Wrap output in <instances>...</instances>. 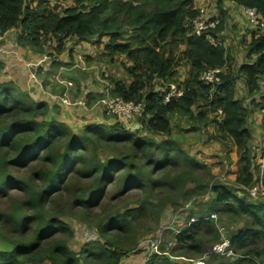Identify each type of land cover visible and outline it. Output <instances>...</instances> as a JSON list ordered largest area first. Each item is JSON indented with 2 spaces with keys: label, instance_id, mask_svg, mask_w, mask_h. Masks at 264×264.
Wrapping results in <instances>:
<instances>
[{
  "label": "trees",
  "instance_id": "obj_1",
  "mask_svg": "<svg viewBox=\"0 0 264 264\" xmlns=\"http://www.w3.org/2000/svg\"><path fill=\"white\" fill-rule=\"evenodd\" d=\"M229 1L255 8L264 19V0ZM28 3L0 0V35L18 29L20 47L41 50L51 39L58 52L66 38L77 43L109 38L100 57H124L132 64L124 67L130 83L112 80L111 96L142 103L144 110L136 117L139 129L90 124L75 133L49 117L47 103L35 102L12 83L0 84V264H119L140 253L139 238L152 231L149 224L163 221L168 208H183L182 202L195 194L189 187L193 173L208 171L172 138L170 121L176 117L193 130L198 124L216 125L212 138L235 148L239 171L233 183L217 181L209 187L213 199L207 212L189 217L196 210L189 209L186 220L198 221L178 235L167 233L170 251L161 247L169 255H154L148 264H174L175 258L264 264V202H258L264 199L247 196L259 172L252 171L249 110L235 98L234 85L243 83L250 98L261 95L264 36L251 32L241 78L222 71L220 82L206 87L200 75L225 69L231 58L220 43L192 35L189 22L198 15L194 0H95L90 7L76 1V7L61 12L46 9V0H37L33 8ZM222 23L210 37L223 31ZM124 32L131 39H123ZM180 64L189 67L182 96L164 105L168 86L155 92L153 82L180 85L175 78ZM261 100L256 106L264 110ZM196 105L204 110L194 114ZM107 152L112 156L103 160ZM212 214L239 226L228 237L231 258L205 257V249L220 241L214 221L204 220ZM74 225L93 230L100 241L70 249Z\"/></svg>",
  "mask_w": 264,
  "mask_h": 264
},
{
  "label": "rangeland",
  "instance_id": "obj_2",
  "mask_svg": "<svg viewBox=\"0 0 264 264\" xmlns=\"http://www.w3.org/2000/svg\"><path fill=\"white\" fill-rule=\"evenodd\" d=\"M46 1H47L46 6H44L46 9H50L56 12H61L64 9L70 7L71 8L76 7V1H80L81 5L83 6H89L92 5V3L95 0H46ZM28 2H29L28 5L30 4V8H33L37 5V0H28ZM214 3H216V0ZM208 7L206 8V10H210L211 8H215L216 6L210 5V8ZM221 20H223L222 25L224 26V29L222 26L223 31H221V33H223L224 31L225 32L220 37H218V35L221 33L216 35V38L218 39L217 42L219 41L221 43L222 47L224 48L225 51L229 53L231 58L230 62L226 65L225 69L222 68V70L225 71V73L227 71H230L232 75L236 77H240L238 71L240 69V66L245 63L247 57L246 47L249 43V32L243 29L245 22L243 23L242 22L243 20H240L239 18L237 19V23L231 21L229 25L228 22L224 21V18L220 19V24H221ZM122 37L123 39L129 40L131 39V34L124 32ZM108 39L109 38L105 37L101 43H98L96 39H93L90 43L77 44L74 39L66 38L63 39V43H62L63 48L62 51L59 52L56 49L58 47L56 46V44L58 43L55 40L47 39V41H49L48 42L49 44L47 43V46L45 45L46 42H43L44 44L42 45L41 50H44V47L46 46L45 49L52 52L51 53L52 58L50 60V63L57 61L56 56L61 52L63 53L64 56L67 55V61L70 62L67 64L68 65L67 66L63 62L59 61V63H56V65L58 66L53 71L50 69V76L53 77L57 86H55L51 90H48L47 95L58 97L64 93H67L69 97L71 98L74 97L75 99L79 95H82L83 91L89 92L90 89L86 84L91 82L93 74L94 75L97 74L99 78L101 76L104 80L108 82L110 81V79L119 80L123 82L130 80L129 79L130 77L128 78V76L126 75L123 66L125 65L127 67H132V64L128 62L124 57H114L113 61L100 57L102 47L104 48V44H107ZM76 47L79 49L80 52L79 53L74 52L73 55V51ZM182 48L183 47L181 48L179 47L180 50H182ZM41 50L35 49L34 51L36 53H41ZM82 53L84 56L82 55ZM60 59H62V57ZM74 60H76V62H74ZM178 68H180V71L184 70L185 71L184 73L187 74L186 71L187 67L183 66V64H180ZM34 71L35 69H33L32 72ZM69 74H71L72 78H65ZM34 78H35L34 82L35 83L38 82L41 85L38 78L36 76H34ZM75 79H83L82 80L83 83L82 84L78 83L76 89L72 87L71 84L72 81H74ZM6 83H11V81ZM0 84H5V83L0 81ZM153 85L155 87L154 91L156 92L158 90L165 89L168 84L167 85L162 84L160 81L157 80L153 82ZM234 85H235V98L237 100H241L242 104L250 110V116H249L250 119H248V127L251 131L252 139L250 144H248V146L253 161V167L256 166L258 169V164L260 163L258 156L264 153V123H263L264 110H262L260 106L254 107V105H252L251 102L254 101L255 104H259L260 102H262L261 98L264 97V89H262L261 95L259 93V96H257L256 98H250L246 93L243 83H240L239 81L237 83H234ZM51 103L52 102L49 101L47 105L50 106ZM51 106H52L51 112L48 113L49 117L51 119L54 118L56 120H60L66 123L62 119L63 117L61 118L58 117L60 115L61 110L55 106V103H52ZM192 110L193 113L196 114L200 111H203L204 108L201 105H196ZM104 116H105L104 119H107V116L105 114ZM208 119L213 120V117L211 118V115H208ZM79 120L84 122L88 120V118H86L85 116L84 118L79 117ZM220 120L221 118L218 121ZM170 125L172 129L171 130L172 138H175L179 142L180 146L189 155V157H191L192 160H195L199 164H204L208 170L206 171L205 174L193 173V180L195 181H193L192 184L189 185V187L195 191V194L192 195L187 200H185L184 202H182L184 204L183 208L188 207V209H196L195 211H190L191 215L188 214L189 217H193L195 216V213L198 211L207 212L210 202L213 199V195L212 192L209 191V187L214 182L223 181V182L233 183V180L235 179V175L237 171H239L238 159L235 154V148L232 147L228 142L222 143L221 141H217L212 138V136L215 135L216 125L198 124L195 125L197 128L193 130L190 129V127L187 125L185 119L177 118V117L173 118L170 121ZM125 129H129V128L126 127ZM73 131L75 133H79V131L81 130L73 129ZM162 139L163 138L161 137L157 138V140H162ZM107 153L108 154H104L103 156H101L103 160L112 156L111 152H107ZM253 167H252V171L258 173L257 169L254 170ZM245 195L246 193H243L240 196H245ZM258 202L259 203L264 202V200ZM169 211H170L169 208L165 210L166 215L170 213ZM215 216H216V221H214L215 225L219 227L224 226L225 234L227 237H229L231 233H234L235 230L238 229L239 226L235 225L237 223H231L224 217H221L222 221L220 222L219 217L216 214ZM166 219L167 218H164L163 221H160V223L157 226H155L154 224H149L152 231L141 236L139 238V242L142 239H144L146 236H150L152 233L158 232L161 226L163 227L164 225L167 224ZM74 224L83 225L88 228L94 229V227L86 225L81 221H75ZM73 227H74V231L76 232V225H74ZM170 235L171 234H167L166 236L165 234L163 238V244H164L163 247H165L166 245L168 249L170 247L167 240L170 237ZM77 236H79V240L77 239ZM77 236L75 234V244L74 245L73 243L70 244L71 245L70 249L72 250H75L80 245V243H82L80 241L81 236L78 233V231H77ZM0 245H1V241H0ZM214 245L205 249V252L206 250L212 248ZM170 246L172 247V244ZM163 247L160 248L159 255L168 256L169 255L168 252L170 251V249L168 250V252L167 251L163 252L162 249ZM174 260H175L173 262L174 264L176 263L192 264L193 262L197 261L196 259L184 260L178 258H175ZM177 260H182V262H176ZM201 262L205 264L206 259L204 258V260Z\"/></svg>",
  "mask_w": 264,
  "mask_h": 264
},
{
  "label": "built area",
  "instance_id": "obj_3",
  "mask_svg": "<svg viewBox=\"0 0 264 264\" xmlns=\"http://www.w3.org/2000/svg\"><path fill=\"white\" fill-rule=\"evenodd\" d=\"M197 11L198 15L189 22V26L192 29V35L195 37L204 36L206 39H208L210 37V32L215 30L220 25V19L219 17L209 16L204 8H200ZM240 11L245 19L246 27L254 33L264 36V19L261 17L260 13L255 8L249 7H240ZM7 54L8 52L3 46L0 45V56ZM222 71V69H211L204 71L200 75L199 81L203 86L214 87L220 82ZM6 73L8 72L0 69V81L3 83L10 82ZM33 75L34 74H30L28 78L29 86L31 87L36 85L39 88L37 82H34L35 75ZM167 86V93L163 97L164 105L169 103L171 99L182 96L183 93V88L177 84H169ZM89 95L90 93L88 91H83L82 95H79L74 99L69 97L67 93H64L58 97L50 96L45 93L44 96L46 101L43 100L42 102L49 103V101H51L52 103H55V106L61 110V117L67 115L72 121L74 129L79 130H82L86 125L93 123L97 125L105 124L107 126L122 125L124 128L127 127L132 130V124L135 123L136 117L141 116L144 110L143 104L139 102L125 101L122 98L112 97L109 95H104L97 98L90 97ZM52 103L50 104V107H52ZM97 107L103 111V113L107 116V119H101L96 122L90 121L89 119L84 122L79 120V117L84 118L88 111ZM258 172V180L255 181V183L249 189H247V196L249 199H264V155H262L260 158ZM188 210V207H185L178 209L177 211H169L170 213L165 216V218H167V224L163 227L161 226L155 236H146L139 242L138 250L140 253H132L126 256L123 259L128 258L127 262H120L119 264H148L152 256L159 254V250L163 245V238L165 234L170 232L174 235H178L181 232L187 230L191 224L198 221L196 218H191L188 221L186 220V213ZM209 219L216 221L215 214H212ZM217 228L220 241L205 252V257L209 255L224 257L226 259L233 257V252L230 248V241L225 234V228L223 226H218ZM77 231L81 236L80 241L82 243L80 244L92 241H100L98 235L94 233L93 230L87 229L83 226H77L76 235ZM138 255H141L142 257L140 262L136 263L129 258L131 256L135 257ZM201 261L198 260L192 264H203Z\"/></svg>",
  "mask_w": 264,
  "mask_h": 264
},
{
  "label": "crops",
  "instance_id": "obj_4",
  "mask_svg": "<svg viewBox=\"0 0 264 264\" xmlns=\"http://www.w3.org/2000/svg\"><path fill=\"white\" fill-rule=\"evenodd\" d=\"M214 2H215V0H194V7L197 10L200 8H205V10H206V8L208 6H209L208 8H210V5H215L216 6L215 8H211L210 10H206V13L209 16L219 17L220 19L224 18V21L228 22V25L230 24L231 21H233L234 23H237L238 18L240 20H243L242 21L243 23L245 22V19L242 16V13L240 11V7L237 6L236 4L230 2L229 0H216V3H214ZM243 29H245L249 32V42H250V37H251L250 32H252V33H254V32L249 30L246 27V22L244 23ZM224 32L219 34L218 37L222 36L224 34ZM18 33H19L18 29H12V30L0 35V45L3 46L4 49L8 52L7 55L0 56V69L5 71V72H8V73H6V75L8 76L9 81H11V83L13 82L12 84L18 86L22 91L28 93L32 100H34L35 102H42L43 100L46 101L44 94L47 93L48 90H51L52 88L57 86L53 77L50 76V69L53 71L58 66V65H56V63H59V61L63 62L65 65H67L70 62L67 61V55L64 56L63 53L61 52L62 54L61 53L57 54V56H56L57 61L52 62L53 63V65H52V63H50V60L52 58V56H51L52 52L45 49L47 46V43L49 41L46 42V44H45L46 46L44 47V51L42 53H36L34 50H32L30 48H27V47L23 48V47H20L19 45H17V43L15 42V39H16ZM217 40H218L217 38L216 39H213L212 37L208 38V41L212 44L220 43L219 41L217 42ZM42 44H44V43H42ZM77 44H80V43H77ZM83 44H86V43H83ZM57 45L58 44H56V46ZM105 45L106 44H104V46ZM102 50H104L103 47H102ZM102 50H101V53L103 52ZM74 52L79 53L80 51L76 47L73 51V55H74ZM82 55H83V53H82ZM61 57H62V59H60ZM74 62H76V60H74ZM124 67L125 68H131V67H127L124 65L123 69H124ZM185 67H187V66H185ZM33 69H35L34 72H32ZM188 70H189V67H187V70H186L187 74H186V73H184L185 72L184 70L180 71V68H178V67L175 69V71L177 72V76L175 78L179 82L180 87L183 86L181 84H183L185 82V80L187 79ZM182 72H183V75H182ZM31 73L34 74L38 78V80L40 81L41 86L37 82L39 88L36 85H33L31 87L29 86V79L28 78H29ZM126 75H127V73H126ZM65 78H72L71 74H69ZM128 78H129V76H128ZM82 80L83 79H75L74 81H72V83H71L72 87H74L76 89L78 83L79 84L83 83ZM111 81H112V79H110V81L108 82V81L104 80L101 76L99 78L97 74H95V75L93 74L91 82L86 84V85H88V88L90 89V90L88 89L90 92L89 96L95 97V98L101 97L104 95L111 96V90L113 87ZM125 83H126V85H128L130 83V80H127ZM29 87H30V90H29ZM49 87H50V89H49ZM72 98H74V97H72ZM253 105H254V107H256V105H258V104L254 103ZM249 116H250V110H249ZM58 117L61 118V114ZM85 117L88 118L90 121H93V122H96V121H99V120L105 118L103 111L99 107L88 111L86 113ZM62 119L67 123V125L72 130L74 129V127L72 125V121L69 119V117L67 115H65ZM132 128H135V130H136V129H139L140 127L137 124V122H135L132 124ZM263 154L264 153H262L261 155L258 156L259 160ZM256 203L257 202H254V204H256ZM77 239L79 240L78 236H77ZM129 258L136 263L140 262L142 260L141 255H138L135 257L131 256ZM127 260H128V258L122 259L121 262L126 263Z\"/></svg>",
  "mask_w": 264,
  "mask_h": 264
},
{
  "label": "bare ground",
  "instance_id": "obj_5",
  "mask_svg": "<svg viewBox=\"0 0 264 264\" xmlns=\"http://www.w3.org/2000/svg\"><path fill=\"white\" fill-rule=\"evenodd\" d=\"M205 219H208V220H210L209 219V217L208 218H205ZM213 221V220H212ZM215 223V222H214ZM218 226H216V228H217ZM217 230H218V228H217ZM230 248H231V244H230ZM232 249V248H231ZM207 251V250H206ZM233 256H234V254H233ZM153 257V256H152Z\"/></svg>",
  "mask_w": 264,
  "mask_h": 264
},
{
  "label": "water",
  "instance_id": "obj_6",
  "mask_svg": "<svg viewBox=\"0 0 264 264\" xmlns=\"http://www.w3.org/2000/svg\"><path fill=\"white\" fill-rule=\"evenodd\" d=\"M133 129H135V128H133Z\"/></svg>",
  "mask_w": 264,
  "mask_h": 264
},
{
  "label": "clouds",
  "instance_id": "obj_7",
  "mask_svg": "<svg viewBox=\"0 0 264 264\" xmlns=\"http://www.w3.org/2000/svg\"><path fill=\"white\" fill-rule=\"evenodd\" d=\"M264 155V154H263Z\"/></svg>",
  "mask_w": 264,
  "mask_h": 264
}]
</instances>
